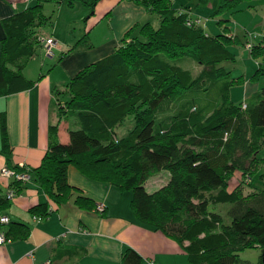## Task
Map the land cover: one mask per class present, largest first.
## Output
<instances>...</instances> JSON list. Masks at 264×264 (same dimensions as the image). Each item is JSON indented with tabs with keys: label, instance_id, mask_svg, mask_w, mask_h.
<instances>
[{
	"label": "trees",
	"instance_id": "trees-1",
	"mask_svg": "<svg viewBox=\"0 0 264 264\" xmlns=\"http://www.w3.org/2000/svg\"><path fill=\"white\" fill-rule=\"evenodd\" d=\"M62 1L33 0L1 20L0 97L17 89L15 81L24 80L23 68L40 44L44 48V26L53 24L42 12L44 3L59 7ZM65 1L69 8L79 2L88 10L82 19L86 23L100 0ZM135 1L157 17L158 25L146 21L136 26L135 35L132 27L111 54L85 66L57 90L68 95L57 110L58 122L73 118L76 125L68 130V142L59 141L56 123L49 127L48 148L38 166L9 167L27 171L47 198L49 205H34L29 212L46 217L52 212L49 206L55 209L72 197L77 188L69 184L67 168L74 165L92 178L130 191L138 222L175 240L190 264H236L246 248L261 249L264 264V172L259 174L261 188L245 195L239 185L228 190L236 171L242 186L246 179L252 183L260 166L264 169V157H257L264 149V86L234 103L229 88L242 78L230 79V72L220 65L235 59L228 49L234 44L264 61V36L252 43L236 35H209L189 4L174 8L172 0ZM235 2L219 0L215 13ZM89 32L86 29L75 45L92 47ZM185 60L202 69L194 73L183 66ZM262 70L258 63L251 80ZM130 116L132 128L119 135ZM0 133L2 151L8 154L3 112ZM160 171L167 172V182L148 192L145 182ZM19 183H9L17 195ZM74 203L85 209L95 205L83 194H77ZM212 203L232 205L228 223L211 210ZM9 206L6 195L0 196V210ZM1 231L7 240L29 234L28 226L18 221L0 223ZM123 260L138 264L140 256L127 249Z\"/></svg>",
	"mask_w": 264,
	"mask_h": 264
},
{
	"label": "crops",
	"instance_id": "crops-1",
	"mask_svg": "<svg viewBox=\"0 0 264 264\" xmlns=\"http://www.w3.org/2000/svg\"><path fill=\"white\" fill-rule=\"evenodd\" d=\"M19 2L23 0H0V46L4 37L1 20L27 6L20 7ZM87 13L79 2L69 8L63 0L56 22L43 32L55 40L54 55L47 57L40 44L39 54L36 56L35 51L22 70L24 80L15 81L17 89L0 97V113L5 115L11 148L8 154L2 151L0 133V196H5L11 180L1 175L2 168L38 166L48 148L50 126L57 123L59 141L68 142V130L76 125L73 118L58 122L57 110L68 95L58 94L57 90L63 89L79 70L111 54L134 25L148 21V13L135 0H100L93 17L77 31L74 25L83 24ZM103 21L107 25L97 36L101 44L96 49L75 45L86 29L92 36L95 27ZM25 80L29 85H25ZM67 180L77 189L66 203L55 209L49 206L52 212L46 217L29 212L34 205H49L39 185L33 178L19 183V194L10 200L8 208L0 210V216L25 223L29 234L26 238L0 243V264L45 261L49 264H127L123 260L127 249L140 256L138 264L189 263L175 240L138 222L131 207L130 191H121L109 182L92 178L74 165L67 168ZM77 194L91 197L95 205L103 204L104 211L96 212L95 205L91 209L79 208L74 203ZM36 216L41 219L36 220Z\"/></svg>",
	"mask_w": 264,
	"mask_h": 264
},
{
	"label": "rangeland",
	"instance_id": "rangeland-1",
	"mask_svg": "<svg viewBox=\"0 0 264 264\" xmlns=\"http://www.w3.org/2000/svg\"><path fill=\"white\" fill-rule=\"evenodd\" d=\"M25 4L31 5L33 4V0H23V2L18 3L20 7ZM180 4H189L191 6V10L193 11L194 15L201 18L204 32L206 34L236 35L241 39L242 42L248 40L252 43H256L261 39V36L264 33V0H237L233 7L217 14L215 11L219 4V0H207V2L198 5L196 0H192L190 2L185 0H172V6L174 8H177ZM19 10H21V8ZM57 11L58 7L54 6L53 3H44L42 12L47 17L50 16L49 20L54 23L56 22L55 20ZM91 17H93V15L90 16L89 19ZM147 17V20L154 26L158 25V20L155 15L148 14ZM106 23L107 21L99 22L95 27L92 36L91 32H89L88 42L94 47V49H96V47L101 44L97 36L100 35L105 25H107ZM81 25L84 26V22L83 24L78 23L74 25L77 27V31H79V27ZM136 26L137 25H134V30ZM44 27L48 29L49 26L45 25ZM70 32L71 31H69V33ZM253 36H255V38H253ZM39 47L40 46H38L36 49V56L40 52L38 51ZM228 49L234 54L235 59L232 61H223L220 63V65L223 66L225 70L230 72L228 75L230 79L241 77L242 81H244L233 83L229 88V98L234 103H239L247 98L252 92L259 90L264 86V61L259 58L253 59L249 52L244 49L242 44L228 46ZM258 63H262V73L259 74L256 79L251 80V76L255 73ZM182 64L185 68L191 69L194 73H198L202 69L201 65L192 61L185 60ZM164 107H166V105H164ZM132 126L133 119L130 116L118 129V134L125 135L130 131ZM257 157L259 159L264 157V149L260 150V152L257 154ZM262 172H264V169L262 166H260L258 171L253 176L252 183H248L249 179H246L245 181L243 179L244 182L241 186L240 172L236 171L232 178L228 181V190H232L234 187L239 185L245 195L246 193L261 188L263 181L259 178V174ZM167 179L166 171L156 172L147 179L145 182V188L148 192H153L165 184ZM129 193L131 194V192ZM210 208L211 210H215L216 212L220 213L223 216V221L225 223L229 222V213L232 209L231 204L212 203ZM261 255L262 250L259 248H246L239 252L236 264H262L263 259Z\"/></svg>",
	"mask_w": 264,
	"mask_h": 264
},
{
	"label": "built area",
	"instance_id": "built-area-1",
	"mask_svg": "<svg viewBox=\"0 0 264 264\" xmlns=\"http://www.w3.org/2000/svg\"><path fill=\"white\" fill-rule=\"evenodd\" d=\"M263 36H264V33H263ZM41 41L44 42V52H45V55L46 56H49V57H52L53 56V49H54V46H55V40L52 38V37H43L41 39ZM250 47V44H247L246 45V48H249ZM1 175L4 176L5 178L7 179H13L15 181H19L21 183H26L28 181H30L31 179V176L30 174L27 172V171H22V172H19V171H16L12 168H9V167H4L2 168L1 170ZM6 198L9 199V200H12L14 197L17 196V194L14 192L13 189L11 188H8V191L6 192ZM95 211L98 212V213H102L105 209L104 205L101 204V203H97L95 205ZM36 220H40L41 218L40 217H34ZM9 222V219L7 216L5 215H2L0 216V223H7ZM9 240H7L5 238V235L4 233L1 231L0 232V243H5ZM40 264H49V262L45 261V262H42Z\"/></svg>",
	"mask_w": 264,
	"mask_h": 264
}]
</instances>
